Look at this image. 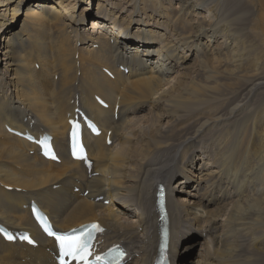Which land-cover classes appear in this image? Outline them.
<instances>
[{
  "label": "bare ground",
  "instance_id": "bare-ground-1",
  "mask_svg": "<svg viewBox=\"0 0 264 264\" xmlns=\"http://www.w3.org/2000/svg\"><path fill=\"white\" fill-rule=\"evenodd\" d=\"M1 61L0 223L35 229L39 247L5 252L0 240V264H56L32 200L58 231L101 222L106 247L149 264L158 183L174 264L194 231L206 238L192 264H264V0H0ZM76 98L104 131L85 138L92 179L69 158ZM7 125L52 134L61 164Z\"/></svg>",
  "mask_w": 264,
  "mask_h": 264
},
{
  "label": "snow or ice",
  "instance_id": "snow-or-ice-1",
  "mask_svg": "<svg viewBox=\"0 0 264 264\" xmlns=\"http://www.w3.org/2000/svg\"><path fill=\"white\" fill-rule=\"evenodd\" d=\"M76 133L73 132V156L77 159H85L82 155L83 148L80 147L81 155H77ZM47 155V152L45 153ZM55 159V156L52 157ZM45 231L50 236L55 237V241L59 248L60 264H121L122 258L125 255L123 252H118L113 256L111 253L104 256L96 255L93 258L91 251L93 247L94 233L102 232L103 229L98 224H91L84 228L80 234L73 235H56L48 227ZM67 258V259H65Z\"/></svg>",
  "mask_w": 264,
  "mask_h": 264
},
{
  "label": "rangeland",
  "instance_id": "rangeland-1",
  "mask_svg": "<svg viewBox=\"0 0 264 264\" xmlns=\"http://www.w3.org/2000/svg\"><path fill=\"white\" fill-rule=\"evenodd\" d=\"M90 19L88 20V22H86L84 24L85 27H89L90 25ZM3 59V57L1 58V60ZM2 63V66H0V71H4V66H5V63H3V61L0 62V65ZM197 231H194V237L191 236L190 237V245H191V248L186 250L185 253L182 255V258L185 260L186 264H192V263H195V261H197V258L199 257L200 255V250H201V245L203 242H205L204 238L200 235H195ZM197 233H200V232H197Z\"/></svg>",
  "mask_w": 264,
  "mask_h": 264
}]
</instances>
